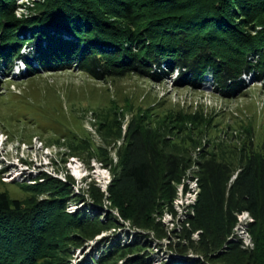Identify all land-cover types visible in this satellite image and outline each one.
Listing matches in <instances>:
<instances>
[{
  "label": "trees",
  "instance_id": "obj_1",
  "mask_svg": "<svg viewBox=\"0 0 264 264\" xmlns=\"http://www.w3.org/2000/svg\"><path fill=\"white\" fill-rule=\"evenodd\" d=\"M30 4L27 15L17 16V0H0V88L17 62L25 66L26 77L40 70H75L96 80L130 74L159 82L176 71L180 76L174 84L194 89L210 75L223 98L242 92L246 75L264 86V0ZM156 136L153 129L131 122L110 190L124 219L140 228L149 227L161 208L172 210L186 171L183 157L167 152ZM252 146L241 152L237 166L215 157L197 163L194 213L184 217L179 237L187 246L171 247L179 257L196 258L179 264H264V149ZM63 186L48 181L26 202L0 194V264H63L61 244L69 231L88 223L80 213L65 212ZM40 194L47 199L40 200ZM243 214L252 220V248L235 235Z\"/></svg>",
  "mask_w": 264,
  "mask_h": 264
},
{
  "label": "rangeland",
  "instance_id": "obj_2",
  "mask_svg": "<svg viewBox=\"0 0 264 264\" xmlns=\"http://www.w3.org/2000/svg\"><path fill=\"white\" fill-rule=\"evenodd\" d=\"M33 1L43 0H17V16L27 15L25 7ZM179 76L174 71L159 82L130 74L96 80L75 70H40L26 77V68L14 63L13 79L0 88V194L26 202L39 185L53 180L64 184L65 212L80 213L88 223L69 231L61 244L63 264H128L137 258L145 264H179L183 258L195 259L194 254L179 257L171 247L187 246L179 237L184 217L194 213L197 163L215 157L237 166L243 150L251 145L264 149L262 81L246 75L247 87L223 98L212 76L198 89L176 86ZM133 121L153 129L161 146L183 157L186 167L172 210L153 213L147 228L125 220L111 201ZM43 194L40 200L47 199ZM251 222L248 214L240 215L235 229L245 248L253 247Z\"/></svg>",
  "mask_w": 264,
  "mask_h": 264
}]
</instances>
